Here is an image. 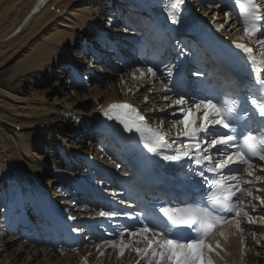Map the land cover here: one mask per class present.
Masks as SVG:
<instances>
[{"label":"bare ground","instance_id":"6f19581e","mask_svg":"<svg viewBox=\"0 0 264 264\" xmlns=\"http://www.w3.org/2000/svg\"><path fill=\"white\" fill-rule=\"evenodd\" d=\"M86 1L0 0V69L13 66L7 82L9 90L0 87V177L4 176L0 180V205L5 201L2 209L7 207L6 199L10 193V189L5 185L16 179L15 173L18 174V179H22L23 183L32 189L40 187L47 191L51 189V184L56 189L62 187L63 182L60 180L66 176V173L56 170L54 166L50 170H53L56 175L50 178L48 184L42 182L43 171L46 173L50 170L44 168L46 157L35 154L32 149L39 150L40 148L41 150L42 145L37 142L38 140H44L48 145H68L77 142L78 136L72 134L70 130L72 129L73 133L81 130L79 126L86 121L91 124L99 120L107 122L108 119L103 115V110L111 104L127 103L134 106L152 128L166 134L170 142L171 138H177L178 132L182 131L181 127L173 126L171 118H159L161 111L157 110L171 108V113H173L174 109L179 107L174 105L169 107L171 101L176 99L170 92L167 93L170 101L162 98L165 94L163 86L165 80L162 79L165 75V66L161 67V65L168 59L170 51L169 54L162 52V57L157 63L160 66L157 69L160 71L156 78L145 76L140 79V73L136 70L146 71L147 68L135 66L134 64H138L135 62L130 64V67L124 66V69L128 71L118 75L106 73L109 77L115 76L114 84L108 83L107 77L103 80L104 86L98 84L99 88L98 85H94L84 93L74 92V84L67 79L63 89L60 85L63 95L61 99L54 96L47 99L45 92L38 88L41 82L34 80L33 76L42 72L44 75L49 74L54 67L67 64H72L76 69L77 63L74 60L71 61L66 53L69 51L67 49L73 46L74 39H80V33L86 32V29L79 25L81 20L93 24L95 29H100L101 26L106 34L107 30H110L109 27L104 28L106 21L108 26L110 22L114 24L120 21V16L109 13L107 10L103 11L108 7L101 6L102 4H99L101 1L88 0V3L94 7L101 6L103 10L88 8ZM140 1L145 8L151 4L149 0ZM186 1L187 5L191 9L196 8L198 14L204 17L216 31L219 24L225 25V30L217 31V33L231 41L252 46L264 58V49H261L255 41H250L248 38L240 39L243 35L236 30L239 28L238 22L224 15L228 12V6L225 3L219 0ZM52 7L62 10L60 15L51 12ZM34 9H37L35 15L29 16ZM106 17L110 19L107 20ZM133 24L138 25V21ZM230 25H235V27L229 28ZM150 26L146 40L148 43L157 33L156 26L151 22ZM157 27L162 29L165 24L162 26L157 24ZM112 32L114 33V30ZM126 32L117 30L114 34L121 35ZM115 37L112 43L119 44L123 41L122 38ZM135 37L138 38L136 35ZM140 38L144 40L146 37L144 35ZM185 46L189 47L190 44L186 43ZM106 54H111V52ZM125 56L129 57L127 54ZM173 61L168 59L167 64L170 66ZM111 64L120 66L118 62ZM133 73L136 78L133 77ZM52 74L54 75V72ZM166 79L169 82V78ZM16 83L18 86L15 88ZM107 84L110 85L107 87ZM55 88H59L57 82L53 89ZM25 92L27 96L23 95ZM145 97L148 98L147 102ZM72 98L79 100L76 105L69 103ZM80 104H87L88 107L79 109L77 106ZM86 107L89 108L87 111ZM173 115L178 117L179 112L175 111ZM40 126L44 127L43 131L39 130ZM85 132L89 133V130L86 129ZM66 137L71 139L67 141ZM76 149L81 151V146H76ZM52 162L58 163L49 159V163ZM249 172L252 175H249ZM59 175L60 180L57 177ZM240 180L244 187L241 198L245 211L236 223L218 231L208 241L214 251L209 253L205 249V254L210 256L213 264H264V203H261L264 200V167L247 169L240 175ZM249 191L252 192L251 196L247 195ZM64 197H69V195L58 194L56 196L57 199ZM61 205L63 214L80 215L78 209L70 207L68 203L63 201ZM61 205L59 201L56 202L57 207ZM3 216H0V264H137L140 257L134 249L143 250L147 247V240L140 236L130 237L128 235L124 243L129 247L121 256L118 247L112 248L108 244L109 241H116L117 244L120 241L113 238L105 240L111 236L105 234L96 237L85 235L75 241H66L70 245H61L59 249L47 248L41 242H34L33 238L10 234L7 226L3 225ZM249 217L254 222H249ZM237 223L240 225L239 228L236 226ZM12 225L13 222L10 226ZM76 234H79V231H76ZM148 238H152L151 233L148 234ZM217 243L219 247L216 246ZM242 251H244L243 254ZM241 255H243L242 258ZM141 264H146V262L141 261Z\"/></svg>","mask_w":264,"mask_h":264},{"label":"snow or ice","instance_id":"6c2138e0","mask_svg":"<svg viewBox=\"0 0 264 264\" xmlns=\"http://www.w3.org/2000/svg\"><path fill=\"white\" fill-rule=\"evenodd\" d=\"M184 2L185 0H165V11L173 24L178 23V14ZM232 3L235 10L225 12L224 15L229 19L235 16L240 22L243 31L240 39L255 40L264 49V38H260L264 37V0H232ZM232 27L235 25L229 26ZM223 30L225 25L219 24L217 31ZM231 43L244 56L245 63L249 64L253 86L249 91L252 94L244 102L239 98L211 97L190 102L186 97L179 96L171 101L169 107L179 106L174 109V112H179V116L174 115L171 123L174 127H181L182 131L178 132L177 138H171V142L166 134L151 128L145 117L130 104H111L103 110V115L108 120L122 125L123 131L137 135L148 153L166 162H186L193 178H200L195 185L198 192L194 194L198 195V199L189 197L188 200H182L179 206H161L157 212L158 222H142L137 229H125L119 233V244L116 241L108 242L110 247H118L123 256L129 247L124 243L125 232L130 237L140 236L147 240L146 248L134 249L140 257L137 264H141V261L146 264H213L204 251H214L206 243V238L215 227L230 218L221 215V212L226 211L239 217L240 209L233 202L234 197L239 200V174L244 171L245 166L251 167L253 159L264 161V129L259 133L254 132L248 123L253 115H258L264 123V60H257L253 55V48L245 43ZM174 67L165 65V75L162 77L165 80V94L162 97L165 101H170L167 93L172 91L166 78L172 77ZM136 71L140 73L139 78L143 79L145 76L156 78L160 70L148 67L146 71ZM133 77L136 78L135 73ZM255 92H259V96ZM147 99L145 97L146 102ZM181 136L183 139H179ZM173 144L176 145L175 148L172 147ZM248 174L252 175L251 172ZM247 195L251 196L252 192L249 191ZM97 215L111 219L120 213L101 209ZM144 220H147L146 216ZM249 222H254L251 217ZM236 226L239 228V223ZM149 233L151 239L148 238ZM216 246L219 247V244Z\"/></svg>","mask_w":264,"mask_h":264},{"label":"rangeland","instance_id":"374dc122","mask_svg":"<svg viewBox=\"0 0 264 264\" xmlns=\"http://www.w3.org/2000/svg\"><path fill=\"white\" fill-rule=\"evenodd\" d=\"M85 70V69H84ZM12 71H13V66H9V67H6V68H3L2 70L0 69V87L1 88H3V89H5V90H9V88L7 87V82H8V78H9V76L11 75V73H12ZM99 72H101L100 70H99ZM107 75H109V74H102V75H100V78L102 79V81H100V82H98V81H91V84L89 85V87H87L86 89H84V88H78V89H74L75 91L74 92H76V93H84V92H86V91H89V88L91 89V86H93L94 84H99L100 86H104V82H103V80L104 79H106L107 77V79H108V83H110V84H114L113 82H114V75H111L110 77L109 76H107ZM57 76H59V74H56V77L54 76H48L46 79L47 80H45V76L42 74V73H40V74H38V75H35V76H33V79L34 80H39L40 82H41V85L38 87V88H40L42 91H44L45 92V97L48 99L49 97L51 98L52 96H54V97H57L58 99H61L62 97H63V95H62V91H60L61 89H63V87L61 88V89H53V86L55 85V80L57 79ZM42 81H43V83H42ZM45 81H47V82H45ZM94 82V83H93ZM109 84V85H110ZM98 85V86H99ZM108 84H107V87L109 86ZM18 86V83H16L15 85H14V87L16 88ZM100 86H99V88H100ZM64 90H66L65 88H64ZM59 91V92H58ZM23 95H26L27 96V93L25 92V94H23ZM53 97V98H54ZM78 101L79 100H77V99H75V98H72L71 100H69V103H75V105L78 103ZM85 106H87L88 107V105L87 104H84V105H78L77 107L79 108V109H85ZM86 107V108H87ZM89 108H87L86 109V111L88 110ZM88 262H90L89 260H88Z\"/></svg>","mask_w":264,"mask_h":264}]
</instances>
